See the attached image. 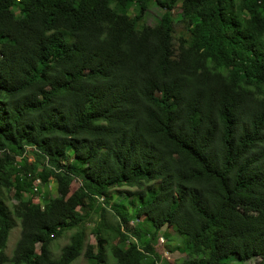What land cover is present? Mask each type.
<instances>
[{
  "label": "trees",
  "instance_id": "1",
  "mask_svg": "<svg viewBox=\"0 0 264 264\" xmlns=\"http://www.w3.org/2000/svg\"><path fill=\"white\" fill-rule=\"evenodd\" d=\"M108 243L116 264H264V0H0V264H107Z\"/></svg>",
  "mask_w": 264,
  "mask_h": 264
},
{
  "label": "rangeland",
  "instance_id": "2",
  "mask_svg": "<svg viewBox=\"0 0 264 264\" xmlns=\"http://www.w3.org/2000/svg\"><path fill=\"white\" fill-rule=\"evenodd\" d=\"M133 13V11H131ZM163 13V9L158 6L157 4H152L151 7L148 9L146 14V22L149 25H153L157 22V20L161 17ZM172 15L175 22V29L178 33L182 28L183 25L178 21L180 18V9L176 7L172 11ZM31 159V158H30ZM38 181H36V184ZM80 184L79 180H74L70 185V191L75 190ZM127 187H121V188H113L110 192L109 201L112 202H123L127 207L126 210L131 214L132 210H134V207L131 206L130 200L131 197L122 198L121 190H126ZM131 190H134L131 188ZM41 193L35 196V200L40 201L41 203L44 202L43 196H56L57 192L55 190V183L53 180H50L48 183H45L41 185ZM8 199L6 200L7 204L10 206L13 202L10 200L9 195L7 194ZM99 202H102V198H99ZM138 200L135 199V203ZM106 208L108 211L105 213V219L109 225H115L117 217H115L112 212L109 209V205H106ZM99 219L98 214L93 212L90 219L85 225V230L88 233L87 234V242L94 243L95 242V236L93 234H90L91 228L96 224L97 220ZM14 227L10 231L8 240H7V246H6V254L8 256L11 255L12 250L14 248L15 242L17 241L20 233V226H19V220L14 218ZM137 220L134 219V221L130 222V224H136ZM143 226L146 227L149 231V233H153L155 231V228L152 226V224L149 221H144ZM73 233V230H68L67 232H64L61 237L55 239L52 241L50 245V251L52 253V257L56 258L60 254V250L63 245H65L70 235ZM157 242H156V251L161 254V256L169 263H173L176 259L179 257H182L184 254L179 251L176 247L178 245H181L180 242L183 240V237L179 234H177L171 227L163 226L159 231H157ZM117 239L112 240V243L116 242ZM37 251L39 250V244L36 245ZM106 263L107 264H116L113 256L111 255L110 251V243L106 245ZM255 258H251L247 261H238L234 258H230L227 261V264H254ZM71 264H96L94 261L86 258L83 254H81L76 260H74Z\"/></svg>",
  "mask_w": 264,
  "mask_h": 264
}]
</instances>
